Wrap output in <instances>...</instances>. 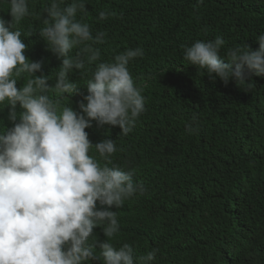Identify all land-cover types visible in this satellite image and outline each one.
Segmentation results:
<instances>
[{"label":"trees","instance_id":"16d2710c","mask_svg":"<svg viewBox=\"0 0 264 264\" xmlns=\"http://www.w3.org/2000/svg\"><path fill=\"white\" fill-rule=\"evenodd\" d=\"M71 0H63L61 7ZM51 0H28L29 14L20 29L30 62H42L41 74L54 86L62 59L53 54L39 31ZM86 12L77 20L92 32H104L99 61L74 69L69 80L78 84L73 94L50 98L59 106L80 112L87 95V81L100 62H111L129 48L141 47L142 57L130 61L134 85L145 97V111L127 135L118 126L86 128L96 143L111 139L116 152L109 160L133 172L143 194L126 199L117 213L119 231L104 236L105 225L93 230L94 252L99 257L84 264H103L99 244L105 240L119 247L129 243L135 257L153 248L159 252L151 264H264V76L246 81L218 77L189 64L184 50L196 41L224 39L227 49L249 45L264 33V0H85ZM9 5L0 0V18L6 21ZM107 18L100 19V12ZM84 45L74 48L71 55ZM86 59V57H85ZM227 62V61H225ZM215 75V74H213ZM27 74L17 78L22 88ZM10 106L0 105V128L10 126ZM22 111L19 104L16 108ZM197 117L198 127L189 133L185 123ZM19 122L18 120L15 123ZM101 166L107 163L95 148L89 150ZM99 208V203L97 202Z\"/></svg>","mask_w":264,"mask_h":264},{"label":"clouds","instance_id":"9594fccd","mask_svg":"<svg viewBox=\"0 0 264 264\" xmlns=\"http://www.w3.org/2000/svg\"><path fill=\"white\" fill-rule=\"evenodd\" d=\"M7 2L6 21L0 18V105L10 106L7 116L13 122L6 131L0 128V264L97 260L94 241L89 243L94 228L106 224L104 236L114 237L119 223L112 209L143 194L145 188L133 181L132 171L108 166V157L117 150L113 140L93 146L85 129L95 121L98 126H118L122 135L132 130L145 111V97L134 85L128 65L142 57L144 50L129 48L111 62L98 63L86 83L87 95L78 105L81 111L65 105L61 108L49 92L59 98L76 91L78 84L69 80V74L99 61L100 50L93 45L104 43L106 33L94 35L88 23L77 20L78 11L86 12L85 0H71L63 7V0H51L42 9L47 18L39 35L63 59L55 73L56 82L49 87V76L34 75L41 71L42 62H30L23 54L26 45L20 25L29 14L28 0ZM107 15L102 11L99 18ZM256 41L258 49L238 44L227 49L224 59L220 49L225 41L217 36L185 48L183 58L205 70L210 79L218 77L225 84L230 79L243 82L250 75L264 76V33ZM81 45L75 56L70 54ZM23 74H27V82L18 89L17 78ZM17 104L22 109L19 113ZM197 127L195 115L185 123L189 133ZM93 147L107 160L103 166L89 155ZM99 247L103 264H151L159 252L153 248L137 258L129 243L117 247L105 240Z\"/></svg>","mask_w":264,"mask_h":264}]
</instances>
